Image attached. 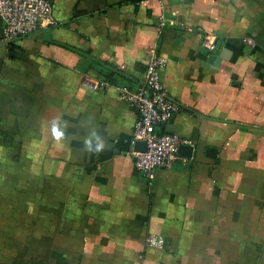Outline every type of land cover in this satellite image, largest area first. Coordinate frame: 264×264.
I'll list each match as a JSON object with an SVG mask.
<instances>
[{
	"label": "crops",
	"instance_id": "obj_1",
	"mask_svg": "<svg viewBox=\"0 0 264 264\" xmlns=\"http://www.w3.org/2000/svg\"><path fill=\"white\" fill-rule=\"evenodd\" d=\"M48 1L57 25L32 36L0 18V264H264V0ZM152 52L186 164L149 181L118 88Z\"/></svg>",
	"mask_w": 264,
	"mask_h": 264
},
{
	"label": "built area",
	"instance_id": "obj_2",
	"mask_svg": "<svg viewBox=\"0 0 264 264\" xmlns=\"http://www.w3.org/2000/svg\"><path fill=\"white\" fill-rule=\"evenodd\" d=\"M145 3L150 0H133ZM0 18L4 23V37L7 40L29 37L41 28L54 27L57 22L53 15V7L48 0H0ZM166 20L162 14L159 17V27ZM217 41L215 33H207L203 46L213 49ZM166 65V59L152 52L148 57L146 77L136 91L128 88H118L120 99L138 112L135 123L131 151L135 165L147 180H151L156 170L172 169L175 165L186 164L179 150L184 142L174 134L160 131L162 124H168L173 116L181 111L178 102L169 97L162 79L161 70ZM84 85L91 89L106 86L103 83L85 79ZM138 143L146 144V151H137ZM164 239L149 235L146 244L149 248L162 250Z\"/></svg>",
	"mask_w": 264,
	"mask_h": 264
},
{
	"label": "clouds",
	"instance_id": "obj_3",
	"mask_svg": "<svg viewBox=\"0 0 264 264\" xmlns=\"http://www.w3.org/2000/svg\"><path fill=\"white\" fill-rule=\"evenodd\" d=\"M51 133L55 140L61 141L64 139V131L61 129L59 123L56 119L52 121L51 124ZM93 137H95L96 143L95 146H93V139L88 138L85 140V148L88 152L92 153H100L105 148V141L96 133H93Z\"/></svg>",
	"mask_w": 264,
	"mask_h": 264
},
{
	"label": "water",
	"instance_id": "obj_4",
	"mask_svg": "<svg viewBox=\"0 0 264 264\" xmlns=\"http://www.w3.org/2000/svg\"><path fill=\"white\" fill-rule=\"evenodd\" d=\"M166 125H167V124H162V125L160 126L162 132H164V133H165V130H166ZM182 148H183V147L181 146V147H180V152H181ZM136 150H137V151H142V152L146 151V144H145V143H138V144L136 145Z\"/></svg>",
	"mask_w": 264,
	"mask_h": 264
}]
</instances>
